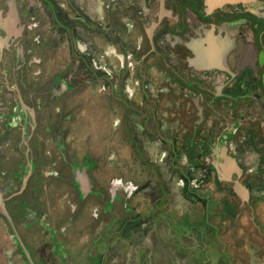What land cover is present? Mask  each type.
I'll return each instance as SVG.
<instances>
[{"label":"flooded vegetation","instance_id":"flooded-vegetation-1","mask_svg":"<svg viewBox=\"0 0 264 264\" xmlns=\"http://www.w3.org/2000/svg\"><path fill=\"white\" fill-rule=\"evenodd\" d=\"M176 195L264 229V0H0V264H104Z\"/></svg>","mask_w":264,"mask_h":264},{"label":"rangeland","instance_id":"rangeland-1","mask_svg":"<svg viewBox=\"0 0 264 264\" xmlns=\"http://www.w3.org/2000/svg\"><path fill=\"white\" fill-rule=\"evenodd\" d=\"M121 206L117 227L125 216ZM230 217L214 214L208 218L201 203L176 195L162 216L145 218L140 229L128 237L124 232L110 238L101 251L104 264H264V229L255 232L248 214ZM259 223L264 228V219ZM243 227L251 229L244 231ZM8 240L6 250L13 249Z\"/></svg>","mask_w":264,"mask_h":264},{"label":"water","instance_id":"water-1","mask_svg":"<svg viewBox=\"0 0 264 264\" xmlns=\"http://www.w3.org/2000/svg\"><path fill=\"white\" fill-rule=\"evenodd\" d=\"M201 65H202V66H206V65H208L207 60H206V59H203L202 62H201ZM235 190H236V192H237L238 194H242V192H241V190H240V187L235 186ZM25 252H26V251H25ZM26 255H27V252H26ZM27 257H28V255H27ZM29 261H30V264H33L32 261H31L30 259H29Z\"/></svg>","mask_w":264,"mask_h":264}]
</instances>
